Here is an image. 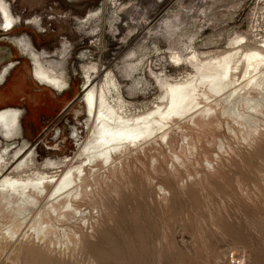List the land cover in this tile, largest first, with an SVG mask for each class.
<instances>
[{
    "label": "rangeland",
    "instance_id": "1",
    "mask_svg": "<svg viewBox=\"0 0 264 264\" xmlns=\"http://www.w3.org/2000/svg\"><path fill=\"white\" fill-rule=\"evenodd\" d=\"M6 1L18 24L7 34L0 30V68L15 63L0 85V108L22 109L20 143L26 141L35 150L37 166L46 158L65 156H75L71 164L91 165L77 153L91 134L79 100L85 89L83 64L101 66L104 75L111 70L120 83L128 114L136 116L156 106L160 80H182L194 71L188 64L194 53L205 57L207 51L224 52L231 42L264 48V0ZM5 36L28 37L43 60L64 64L68 89L57 93L38 84L31 75V60ZM224 125L226 133L218 136L219 146L210 148L212 154L215 150L214 163L207 168L205 161L192 157L183 166L177 164L180 138L174 154L164 151L169 162L174 160L172 166L161 158L153 169L148 163L150 154L139 157L135 151L123 162L115 156L95 166L99 185L87 181L91 193L74 207L76 213L70 206L64 217L53 216L48 201L51 185L43 192L48 199L43 193L35 194L37 202L26 209L28 220L15 235L5 233L7 219L0 218V264H264V131L251 142L241 134L229 139L231 129L228 122ZM120 162L124 169L110 174V167ZM64 168L49 171L59 177ZM17 204L3 206L7 215L15 214L21 206ZM47 209L50 216L59 215L58 222L50 217L45 226L39 221L34 224L41 210L47 213Z\"/></svg>",
    "mask_w": 264,
    "mask_h": 264
},
{
    "label": "bare ground",
    "instance_id": "2",
    "mask_svg": "<svg viewBox=\"0 0 264 264\" xmlns=\"http://www.w3.org/2000/svg\"><path fill=\"white\" fill-rule=\"evenodd\" d=\"M84 19L88 20V17L84 16L83 20ZM33 22L37 25L39 24V20L37 19ZM17 24L18 18L11 13L8 2L6 0H0V30L7 34L12 31ZM3 38L16 47L22 55L31 60V75L38 84L49 87L57 93H63L68 89L69 82L65 77L66 68L64 64L43 60L41 54L35 49L34 44L28 37L5 36ZM242 38L243 37H240V39ZM235 43L237 42H231L228 49L224 52L212 53L211 50L212 54H210V52L207 51L205 57H200L198 54L194 53L190 60H188L190 61L188 64H192L194 71L188 73L182 80H158L161 94L159 95L158 101L155 102L156 106L136 116L130 115L131 113L128 114L130 111L128 104L123 99V95H120V92H122L120 91V83L111 70L104 75L105 70L101 66L94 63L91 65L83 64L84 71L81 70L84 73L83 86H85V89L83 90L84 95L79 100L84 106V113H86L87 117L85 124L91 129V134H89L90 136H88V138H85L87 139L85 142H82L80 145L77 144L79 145L78 147H80L77 153L78 157H83V159L86 158L89 162L91 161V165L85 164L83 161L76 165L71 164L75 156H65L60 160H54L50 157L46 158L37 166L35 150L29 149V143L26 141L24 142L25 139H23L24 143H20L21 135L23 134L21 125L23 116L22 109L13 106L1 107L0 218L6 217L7 219L8 225L4 229L5 233L9 236H13L19 231L20 227L23 225L22 222L28 220L26 218L29 213H27L28 211L26 212V209L29 208V205L30 208L31 206L33 207L37 202V200H35V194L40 196L41 193L42 195L43 192L49 189L48 186L50 185V188H53L51 191L52 193H50V198L44 193L43 195H45L47 199L49 198L48 201L52 202L51 208H53V216L56 213L59 215L65 213L70 206L73 209L71 212H74V207L79 205L81 198L85 200V197L89 195L88 193H91L88 192L89 187L87 188V181L90 180V182L95 183L101 180L97 173L94 174V167L100 166L103 162L107 163V161L115 156H119V159L121 157L123 162V159L128 153L130 155L135 151L139 154L136 156L139 157L142 155L143 157H148L146 153H149L150 156L148 158H151L150 162H148L150 165L149 167L156 169V164L159 163L158 160L161 158L163 161H167L166 164L168 163L172 166L174 160L170 159L169 162L168 155L164 154V151L167 149L169 153L172 151L171 154H174L173 151L175 146L178 144L179 140L182 139V143L179 145L180 147L177 145L179 147L177 150L181 151V154H179L180 157H177V164L179 163L183 166L187 163L186 161L188 159L191 160L193 158V160H195L194 158H196L198 160L202 159L203 162L205 161L207 168V164L213 165L214 163H212V158L215 150L213 149L214 153L212 154L210 148L215 145L219 146L218 136L222 133H226V127L224 125L226 122L229 124L228 128L231 129V133H227L229 139L230 137L237 138L236 136H238V134H241L244 140L248 137L250 142L257 139L264 131V48L257 46L250 47L248 44L243 45V42H239L240 44L237 45ZM204 53L205 52L202 54ZM60 54H63V52ZM82 56L85 58L87 54L83 53ZM177 60L181 61L182 59L177 57ZM14 65V62H9L0 68V85L5 81ZM72 132L76 133V131ZM77 137L78 136H76V138ZM221 140L223 142L222 137ZM75 141L77 143L80 142L81 137ZM201 141L205 143H203V145L200 143L199 145ZM223 144L225 145L224 142L222 145ZM229 148L228 150H231V148ZM117 151L119 152L117 153ZM257 155L260 157L259 155H262V151ZM169 157L171 158L170 154ZM122 162H120L119 165L114 164L111 166L109 171L110 174L114 175L117 171H122V169H124ZM124 164H126L127 167V163ZM109 165L112 164H108V166ZM198 166L200 165L198 164ZM61 167L65 168L64 172L61 175L59 174V177L49 171L50 169H60ZM159 168L160 167H158V170H160ZM170 168L172 169V167ZM165 169L167 170V168ZM262 169L260 168V170ZM91 171H93V173H90ZM184 171L183 169V172ZM205 171H208V169ZM151 172L153 171L151 170ZM190 173L191 172L188 174L191 176ZM119 174H121V172ZM159 174H161V172L159 173L158 171V176ZM96 175L98 177L97 179L95 178ZM177 176H179V174ZM103 178H105V175ZM256 179L258 181V177ZM263 179L260 181L262 182ZM260 181L258 183H260ZM174 183L176 182L174 181ZM91 187L92 189L94 187L96 188V186H92V184ZM160 191L165 190L163 188ZM90 196L92 195L90 194ZM48 201H46V203H50ZM9 203H18L19 206L21 205L18 210L16 209L15 214L12 213V215H7L8 212L3 206ZM10 207H12V205ZM14 208L13 206L11 209L14 210ZM47 208L50 207L47 206ZM49 211L51 210L49 209ZM68 211H70L69 208ZM80 211L81 210H79V212ZM37 212L38 211L35 212L36 218ZM48 212L43 213L41 210L38 214V220L33 223L37 224V221H39L40 223L38 224H44L47 223L46 219L50 217L53 219L54 217L50 216L52 213L50 214V212ZM16 214H22V217H18ZM55 216L54 219L57 221L59 218L57 219L58 216ZM30 217L32 218V216ZM31 222L30 220V223ZM34 224L33 226H35ZM33 226H31V228H33ZM38 226L39 228L36 226L35 228L40 230L42 225ZM57 226L58 225L55 227ZM52 229L50 231L54 232L55 229H53V231ZM40 233L42 234V232ZM49 234L51 233L49 232Z\"/></svg>",
    "mask_w": 264,
    "mask_h": 264
},
{
    "label": "built area",
    "instance_id": "3",
    "mask_svg": "<svg viewBox=\"0 0 264 264\" xmlns=\"http://www.w3.org/2000/svg\"><path fill=\"white\" fill-rule=\"evenodd\" d=\"M232 258L234 259V255L232 256Z\"/></svg>",
    "mask_w": 264,
    "mask_h": 264
},
{
    "label": "crops",
    "instance_id": "4",
    "mask_svg": "<svg viewBox=\"0 0 264 264\" xmlns=\"http://www.w3.org/2000/svg\"><path fill=\"white\" fill-rule=\"evenodd\" d=\"M11 8H12V7H11ZM16 26H17V25H16ZM16 26H15V28H16ZM15 28H14V29H15Z\"/></svg>",
    "mask_w": 264,
    "mask_h": 264
},
{
    "label": "water",
    "instance_id": "5",
    "mask_svg": "<svg viewBox=\"0 0 264 264\" xmlns=\"http://www.w3.org/2000/svg\"><path fill=\"white\" fill-rule=\"evenodd\" d=\"M77 98V97H76Z\"/></svg>",
    "mask_w": 264,
    "mask_h": 264
}]
</instances>
